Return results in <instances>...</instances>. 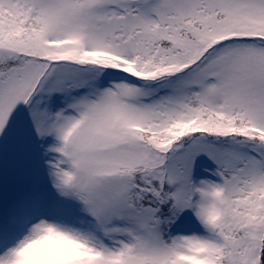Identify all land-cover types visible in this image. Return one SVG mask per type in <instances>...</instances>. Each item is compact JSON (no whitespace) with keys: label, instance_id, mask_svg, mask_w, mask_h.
<instances>
[{"label":"snow or ice","instance_id":"1","mask_svg":"<svg viewBox=\"0 0 264 264\" xmlns=\"http://www.w3.org/2000/svg\"><path fill=\"white\" fill-rule=\"evenodd\" d=\"M0 264H264V0H0Z\"/></svg>","mask_w":264,"mask_h":264}]
</instances>
